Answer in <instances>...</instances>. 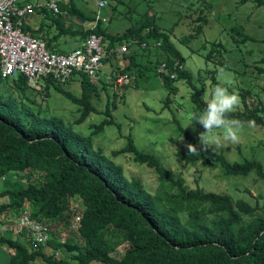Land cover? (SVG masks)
I'll list each match as a JSON object with an SVG mask.
<instances>
[{
    "label": "trees",
    "instance_id": "trees-1",
    "mask_svg": "<svg viewBox=\"0 0 264 264\" xmlns=\"http://www.w3.org/2000/svg\"><path fill=\"white\" fill-rule=\"evenodd\" d=\"M253 1L256 6L264 5V0ZM57 4V13L44 7L36 9L45 12L57 30L50 39L45 38L48 49L57 52L51 41L58 40L61 35L78 36L81 42L90 33L101 35L105 52L103 63L117 54L125 61L124 65L115 66L116 75L113 73L111 76L114 81L121 74L129 78L132 68L139 75L143 72L138 61L139 53L130 49L126 53H115L116 48L133 38L145 41L150 46L143 48L148 51H144L142 56L146 52L150 56L151 50L162 53L164 58L158 64L165 62L168 72L174 73V77H170L157 72L167 93L175 94L174 81L185 79L191 88L190 100L196 109H203L202 88L194 84L191 73L183 67L184 58L169 35L153 21L143 20L120 33H111L104 27V22L95 20V15H86L72 0H58ZM49 12L57 16L53 17ZM62 12L63 17L77 20L78 28L60 21ZM197 18L191 35L199 33L206 23L205 16ZM84 23L87 25L83 26ZM41 29L42 26L31 34L44 33ZM236 32L242 41L252 39L242 30ZM154 41L158 45H154ZM221 47L220 42L214 41L205 59L209 60L212 52L221 54ZM263 56L260 62L264 60ZM255 68L258 72L264 71L259 65ZM79 75V96L63 88L68 81L59 84L49 77L41 80L43 86L37 90L40 98L44 99L45 90L52 86L80 107L78 118L67 123L60 116L42 113L40 105L26 93L30 85L25 76L16 73L3 77L0 73V84L9 81L20 95L15 99L4 96L0 91V177L10 172L34 173L25 186H16L14 181V187L0 191V197L11 198L0 203V218L28 208L33 217L49 224L54 234L57 225L67 222L72 213L79 217L75 228L83 241L80 248L66 240L59 241L57 236L45 244L32 246L23 232L13 237L0 234V245L8 254L6 264H34L36 261H40L39 264H264L262 206L250 204L243 198L233 199L227 193L205 191L198 186L189 188L182 177L169 174L153 153L138 149L129 134L125 144L111 151V156L130 153L134 162L152 168L161 190L151 193L140 177H126L123 167L93 144L92 136L105 125L113 124L114 119L108 105L100 112L90 102V88H94L98 81H90L82 72ZM131 78L135 80V77ZM211 79L216 85H221L213 75ZM240 93L244 108L232 110L226 117L238 123L264 126V102L258 101L253 107H248L243 92ZM32 106H36V110ZM91 112L105 116L99 123L92 124L87 134L75 130L74 124L84 121ZM177 130L197 146L189 152L177 153L185 163L214 165L224 176H246L253 172L264 178V166L260 161L253 158L229 161L221 151L209 145L201 148L199 139L179 125ZM78 198L81 208L65 213L69 203ZM45 249L51 252L47 253ZM72 251L74 253L69 259L57 256L59 252Z\"/></svg>",
    "mask_w": 264,
    "mask_h": 264
},
{
    "label": "rangeland",
    "instance_id": "rangeland-1",
    "mask_svg": "<svg viewBox=\"0 0 264 264\" xmlns=\"http://www.w3.org/2000/svg\"><path fill=\"white\" fill-rule=\"evenodd\" d=\"M24 1L37 4L46 0ZM72 1L86 15L97 14L96 0ZM105 1L106 4L99 9V14L106 18L103 25L107 31L120 33L130 25H138L143 20H148L153 21L161 31L167 33L172 44L184 58L183 67L191 73L194 84L202 88L203 99L207 91L216 85L211 79L213 75L221 86L237 95L238 104L233 110L244 108L240 92H243L248 107H253L258 101L264 102V71L258 72L255 68L256 65L264 68V60L259 61L262 54L264 55V5L256 6L253 0ZM36 11L35 9L30 15L35 14ZM49 15L57 16L51 13ZM199 15L205 16L206 23L202 25L199 33L191 35ZM35 17L38 15L35 14ZM59 18L72 28L79 26L78 21L73 17H63V12ZM85 25L87 23L83 24ZM237 30H242L252 39L242 41ZM214 41L222 44L221 54L212 52L207 60L205 55ZM79 42L78 36L61 35L54 44V50L68 52L78 47ZM143 48L146 46L141 47L138 43L131 44L130 50L139 53L138 61L142 65L143 72L139 75L134 68L130 69L132 72L129 78L133 76L135 80L131 78L129 83H127L128 78L124 80L123 85L118 86L114 84L111 77L115 73L116 65H124L125 61L122 60L121 55L110 56L100 68L99 76L103 83L96 82L95 87L90 88V102L100 112L108 105L114 123L105 125L101 131L92 136L94 146L102 148L106 155L120 164L126 177H140L145 188L151 193L161 190L152 168L134 162L130 153L111 156V151L125 144L128 134L138 149L153 153L169 174L182 177L184 184L189 188L198 186L205 191L227 193L233 199L243 198L250 204L257 203L264 209V178L257 177L253 172H249L246 176H224L217 166H204L200 162L185 163L177 157V153L189 152L197 147L183 137L177 130V125L199 139V133L203 131L202 127L195 122L190 124L193 113L199 110L190 100L191 88L185 79L180 78L174 81L173 84L177 88L175 94L167 93L157 75L158 61L164 58L162 53L151 50L150 56H147L148 52L142 56L144 51H148ZM80 79L79 74H73L63 88L79 96ZM42 86L43 84L40 83V87ZM38 89L30 86L26 93L40 105L42 113L60 116L67 123L74 122L78 118L80 107L52 86L45 90L44 99L40 98ZM0 91L4 96L20 98L19 93L12 88L9 81H3L0 84ZM32 107L36 110V106ZM104 116L103 113L91 112L84 121L74 124V128L82 134H87L91 130L90 126L99 123ZM236 132L238 142L233 143L224 139L223 128H217L210 133L208 145L216 151H221L229 161L253 158L264 166V126L250 122L238 123ZM33 175L32 172H10L1 176L0 191L7 187H14V181L16 186L23 187ZM13 177L16 180H13ZM10 199L8 196L0 197V203ZM79 202V198L77 201L72 200L65 213L73 208L79 210L81 208ZM74 217L75 215L71 213L67 222L62 221L57 225L53 235L58 236L61 242L66 240L81 248L83 241L79 238L76 226H71ZM45 250L47 253L51 252L49 249ZM73 253L74 251L64 254L59 252L57 256L62 255L69 259ZM2 256L4 258L0 259V264H3L5 259L7 263V251L0 245V258ZM39 262L36 261L34 264Z\"/></svg>",
    "mask_w": 264,
    "mask_h": 264
},
{
    "label": "built area",
    "instance_id": "built-area-1",
    "mask_svg": "<svg viewBox=\"0 0 264 264\" xmlns=\"http://www.w3.org/2000/svg\"><path fill=\"white\" fill-rule=\"evenodd\" d=\"M57 1L46 0L43 3L31 4L22 0H0V73L3 77L20 73L25 76L30 86L39 89L40 80L46 77L59 84H65L73 74L81 72L86 74L90 81H97L105 55L101 35L90 33L79 47L68 52H55L47 48L43 32L33 35L23 29L25 17L37 8L44 7L57 13ZM105 4V0H96L95 20H106L99 14V9ZM132 43H138L141 47L150 46L145 41L133 38L118 46L115 53H126ZM153 44L158 45V42L154 41ZM157 70L174 77L173 72H168L165 62H161ZM126 79V74L118 75L114 84L120 86ZM78 219V216L74 217L72 227L76 226ZM51 228L46 222L33 217L28 208L0 218V234L13 237L23 232L32 246L45 244L54 238Z\"/></svg>",
    "mask_w": 264,
    "mask_h": 264
},
{
    "label": "clouds",
    "instance_id": "clouds-1",
    "mask_svg": "<svg viewBox=\"0 0 264 264\" xmlns=\"http://www.w3.org/2000/svg\"><path fill=\"white\" fill-rule=\"evenodd\" d=\"M238 104V97L229 92L221 85H215L207 91L204 97V107L202 110L193 113L190 124L195 122L202 127L199 133V146L206 148L210 143V133L217 128L224 129V139L230 142H238L236 129L238 122L229 120L226 114L231 112Z\"/></svg>",
    "mask_w": 264,
    "mask_h": 264
},
{
    "label": "crops",
    "instance_id": "crops-1",
    "mask_svg": "<svg viewBox=\"0 0 264 264\" xmlns=\"http://www.w3.org/2000/svg\"><path fill=\"white\" fill-rule=\"evenodd\" d=\"M22 1H24V0H22ZM24 2H27V1H24ZM35 14L38 15V17H35ZM35 14L30 15L28 17L27 16L25 17L23 27L26 29V31L33 33V32H36V30L39 29L40 26H42L43 29H41V30L44 31L46 38L50 39L57 31L54 24L51 22V19H49L48 15L47 14L45 15V12L36 11ZM56 41L57 40L51 41V46H53V48H54V44ZM78 44L80 45L81 41ZM99 73H100V71H99ZM99 73H98L97 81H98V83L102 84L103 81H101ZM3 258L4 257L2 256L0 259H3ZM5 260H4V262H5ZM4 262H3V264L6 263V262L5 263Z\"/></svg>",
    "mask_w": 264,
    "mask_h": 264
}]
</instances>
